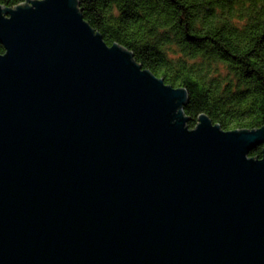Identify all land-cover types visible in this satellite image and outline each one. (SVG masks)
I'll list each match as a JSON object with an SVG mask.
<instances>
[{"label": "water", "instance_id": "95a60500", "mask_svg": "<svg viewBox=\"0 0 264 264\" xmlns=\"http://www.w3.org/2000/svg\"><path fill=\"white\" fill-rule=\"evenodd\" d=\"M0 44V264H264V126L188 128L79 0L0 5Z\"/></svg>", "mask_w": 264, "mask_h": 264}, {"label": "trees", "instance_id": "16d2710c", "mask_svg": "<svg viewBox=\"0 0 264 264\" xmlns=\"http://www.w3.org/2000/svg\"><path fill=\"white\" fill-rule=\"evenodd\" d=\"M25 1L0 0V5L13 8ZM79 3L107 45L131 52L166 85L186 89L188 128L203 114L223 131L264 126V0ZM262 148L249 157L260 158Z\"/></svg>", "mask_w": 264, "mask_h": 264}]
</instances>
